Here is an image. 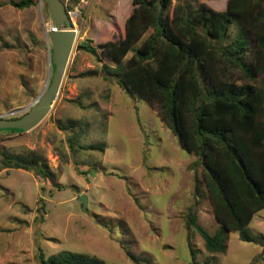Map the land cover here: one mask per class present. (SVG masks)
Listing matches in <instances>:
<instances>
[{
    "label": "rangeland",
    "instance_id": "374dc122",
    "mask_svg": "<svg viewBox=\"0 0 264 264\" xmlns=\"http://www.w3.org/2000/svg\"><path fill=\"white\" fill-rule=\"evenodd\" d=\"M6 1L0 0V116L10 118L29 110L52 69L45 1L22 9ZM198 1L223 10L227 0ZM70 10L76 38L48 113L28 131L0 132V154L35 150L54 174L49 182L24 169H0V264H38L37 246L47 255L61 250L96 255L105 264H135L127 253L151 264H264V208L246 226L253 242L229 231L225 251L208 253L200 235L185 225L194 176L201 180V168L192 166L197 158L154 106L114 79L77 75L99 68L92 56L76 51L77 42L86 38L98 46L120 39L131 0H78ZM79 98L87 108L71 101ZM69 119L75 130H84L82 144L104 143V151L82 149L72 158L57 126ZM201 191L197 221L214 233L221 227L202 184Z\"/></svg>",
    "mask_w": 264,
    "mask_h": 264
},
{
    "label": "trees",
    "instance_id": "16d2710c",
    "mask_svg": "<svg viewBox=\"0 0 264 264\" xmlns=\"http://www.w3.org/2000/svg\"><path fill=\"white\" fill-rule=\"evenodd\" d=\"M5 3L22 9L36 0ZM77 3L70 0L66 11ZM131 5L120 39L103 40L98 46L86 38L77 42L76 51L89 54L99 65L77 75L114 79L125 92L154 106L179 144L197 158L192 166L201 168V180L194 176L185 225L200 235L208 253L225 251L229 231L253 242L246 226L264 208V0H227L223 10L198 0H131ZM98 49L114 64L105 62ZM71 101L88 107L80 98ZM75 123L69 119L57 124L66 134L70 156L75 158L82 149L103 152L104 143H81L84 130H75ZM8 168L53 182L47 161L35 150H3L0 169ZM201 184L221 227L214 233L197 221ZM42 208L43 203L39 211ZM127 254L135 264H151ZM34 258L38 264H105L96 255L78 251L47 255L39 246Z\"/></svg>",
    "mask_w": 264,
    "mask_h": 264
},
{
    "label": "water",
    "instance_id": "95a60500",
    "mask_svg": "<svg viewBox=\"0 0 264 264\" xmlns=\"http://www.w3.org/2000/svg\"><path fill=\"white\" fill-rule=\"evenodd\" d=\"M49 16V27L45 30L46 40L50 42L49 62L53 69L49 84L33 102L29 110L18 118H5L0 116V129H19L28 131L37 125L48 113L50 105L57 95L74 40L76 31L72 28L70 17L62 0H44ZM85 208V197L79 196Z\"/></svg>",
    "mask_w": 264,
    "mask_h": 264
},
{
    "label": "built area",
    "instance_id": "2783aa9c",
    "mask_svg": "<svg viewBox=\"0 0 264 264\" xmlns=\"http://www.w3.org/2000/svg\"><path fill=\"white\" fill-rule=\"evenodd\" d=\"M67 13H68V15H69V17H70V20H71L72 14H73L74 12H73L72 10H68Z\"/></svg>",
    "mask_w": 264,
    "mask_h": 264
}]
</instances>
